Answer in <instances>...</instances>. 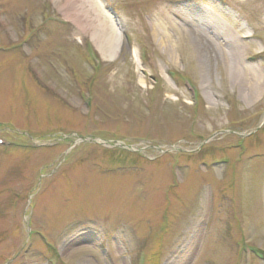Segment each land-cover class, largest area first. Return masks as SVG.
Returning a JSON list of instances; mask_svg holds the SVG:
<instances>
[{
  "label": "rangeland",
  "instance_id": "1",
  "mask_svg": "<svg viewBox=\"0 0 264 264\" xmlns=\"http://www.w3.org/2000/svg\"><path fill=\"white\" fill-rule=\"evenodd\" d=\"M89 1L0 0V264H264V1L97 0L99 69Z\"/></svg>",
  "mask_w": 264,
  "mask_h": 264
},
{
  "label": "bare ground",
  "instance_id": "2",
  "mask_svg": "<svg viewBox=\"0 0 264 264\" xmlns=\"http://www.w3.org/2000/svg\"><path fill=\"white\" fill-rule=\"evenodd\" d=\"M239 2H257V1H264V0H238ZM67 2L70 3V0H67ZM84 5L87 6L89 10L92 11L96 16L100 18V28L96 29L94 31V43L95 47L98 50V52L101 54L102 58L105 60H111V58H114L116 56L117 52V46H118V35L116 33V27L114 24H111V20L108 16H106V13L102 10L100 4L97 2V0H90L88 3L86 2ZM213 19V18H212ZM69 20V19H68ZM228 28L226 25H224L222 22L217 23L216 22V30L215 32L223 35L228 32ZM217 48L221 47L218 44L212 43ZM221 59L224 60L227 63V68L229 70V75L232 78H242L243 76L239 73V66L240 61L234 57L229 58L227 55H223ZM234 68H233V67ZM236 66V68H235ZM241 98H245V94L243 93ZM244 100V99H243Z\"/></svg>",
  "mask_w": 264,
  "mask_h": 264
}]
</instances>
